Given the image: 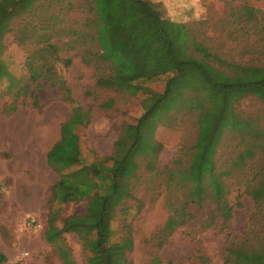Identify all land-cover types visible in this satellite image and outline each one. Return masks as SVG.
I'll return each mask as SVG.
<instances>
[{
  "label": "trees",
  "instance_id": "obj_1",
  "mask_svg": "<svg viewBox=\"0 0 264 264\" xmlns=\"http://www.w3.org/2000/svg\"><path fill=\"white\" fill-rule=\"evenodd\" d=\"M78 5L73 0H0V85L8 93L23 96V102L29 96L34 107H41L37 87L47 81L75 104L59 65H71L73 56L62 53L76 50L77 54L103 53L115 79L146 96L143 112L136 121L121 126L110 155L90 161L69 138L68 129L50 149L48 163L60 178L51 188L49 205L85 201L86 206L63 218L61 226L56 223L60 210L50 209L46 240L57 246L64 264H76L62 244L65 232L79 237L87 264H131L132 219L144 203L141 199L134 205L130 202L137 199L135 189L146 174L161 178L151 188L157 196L165 192L180 197L167 203L171 214L155 235L159 247L190 220L191 203L215 204L203 227L220 219L222 228H228L235 208L241 205L240 195L230 199L226 177L232 168L219 166L216 154L226 133L233 130L252 141L239 151L234 166H249V156L264 151V129L237 110L245 96L264 100V62L235 60L198 32L202 20H172L153 0H84ZM79 7L84 13L72 18ZM229 8L231 19L222 31L237 42V33L248 32L249 23H264V11L250 4ZM9 38L18 46L30 47L22 65L7 57ZM159 79L164 81L163 91L147 85ZM106 80L98 76L95 85L110 89ZM114 103L112 98L107 106ZM184 110L197 116L195 141L162 165L158 157L163 145L155 139L158 123L167 117L175 121L176 113ZM245 193L257 202L255 214L242 239L228 241L223 264H264V206L259 201L264 196V163L246 181ZM199 259L200 264H209L206 256ZM7 262L0 251V264Z\"/></svg>",
  "mask_w": 264,
  "mask_h": 264
},
{
  "label": "rangeland",
  "instance_id": "obj_2",
  "mask_svg": "<svg viewBox=\"0 0 264 264\" xmlns=\"http://www.w3.org/2000/svg\"><path fill=\"white\" fill-rule=\"evenodd\" d=\"M73 1L78 7L84 0ZM153 1L164 16L172 20L186 23L202 20L197 24L198 32L208 43L235 60L250 64L264 62V23H249L248 32L237 33L238 42L236 38L231 39L227 31H222L231 19L230 5L250 4L264 11V0H195L194 4L186 3V0ZM83 13V7H79L71 16L78 18ZM8 42L7 57L22 65L30 47L18 46L12 38ZM62 55L73 56L71 65L59 67L75 104L65 100L57 87L47 81L37 87L41 107H34L29 96L23 102V96L8 93L0 85V251L8 257V264H64L57 246L45 238L49 211L52 208L60 210L56 223L61 226L63 218L82 212L86 206L85 201L49 205L51 188L60 176L48 163L47 154L62 139L66 129L71 131L69 138L93 161L110 155L121 126L136 121L144 110L145 93L117 81L113 67L103 53L77 54L72 50L64 51ZM98 76L109 80L111 88H98L95 85ZM147 85L157 91L164 89L162 79ZM31 86L34 88L35 84ZM112 98L115 103L108 107ZM237 104L243 117L264 129V100L249 95ZM176 116L175 121L164 118L155 132V139L163 145L158 157L162 165L169 163L182 148L191 146L197 135L195 113L184 110L178 111ZM251 142L238 131L227 132L216 154L219 166L232 168V174L226 177L230 199L235 200L240 195L241 205L235 208L228 228H222L220 219L203 227V222L214 212L215 204L191 203L190 220L159 247L155 235L171 214L167 203L180 197L165 192L157 196L151 188L161 178L153 174L144 176L145 181L135 189L137 199L130 202L134 205L141 199L144 203L132 219L135 246L128 253L131 264H200V255L206 256L209 264H223L228 241L241 240L250 229L251 216L255 214L257 202L245 193V186L262 167L264 151L249 156V166L233 165L239 151ZM259 201L264 206V196ZM135 210L136 207H132V211ZM33 217L39 226L29 224ZM62 244L76 264H87L82 242L76 233L65 232Z\"/></svg>",
  "mask_w": 264,
  "mask_h": 264
},
{
  "label": "built area",
  "instance_id": "obj_3",
  "mask_svg": "<svg viewBox=\"0 0 264 264\" xmlns=\"http://www.w3.org/2000/svg\"><path fill=\"white\" fill-rule=\"evenodd\" d=\"M38 222V220L36 219V217H33L31 220H30V225H35V223ZM39 226V224L36 223V227Z\"/></svg>",
  "mask_w": 264,
  "mask_h": 264
},
{
  "label": "crops",
  "instance_id": "obj_4",
  "mask_svg": "<svg viewBox=\"0 0 264 264\" xmlns=\"http://www.w3.org/2000/svg\"><path fill=\"white\" fill-rule=\"evenodd\" d=\"M191 2H192V4H194L195 3V0H186V3H191Z\"/></svg>",
  "mask_w": 264,
  "mask_h": 264
}]
</instances>
